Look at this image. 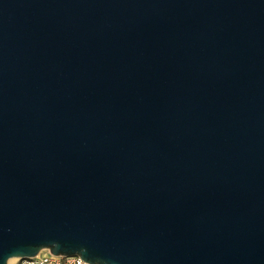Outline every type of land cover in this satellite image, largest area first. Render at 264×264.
Instances as JSON below:
<instances>
[{
  "label": "water",
  "instance_id": "water-1",
  "mask_svg": "<svg viewBox=\"0 0 264 264\" xmlns=\"http://www.w3.org/2000/svg\"><path fill=\"white\" fill-rule=\"evenodd\" d=\"M264 264V0H0V264Z\"/></svg>",
  "mask_w": 264,
  "mask_h": 264
},
{
  "label": "built area",
  "instance_id": "built-area-1",
  "mask_svg": "<svg viewBox=\"0 0 264 264\" xmlns=\"http://www.w3.org/2000/svg\"><path fill=\"white\" fill-rule=\"evenodd\" d=\"M16 264H88L78 256H53L47 250L32 258L18 259Z\"/></svg>",
  "mask_w": 264,
  "mask_h": 264
},
{
  "label": "bare ground",
  "instance_id": "bare-ground-1",
  "mask_svg": "<svg viewBox=\"0 0 264 264\" xmlns=\"http://www.w3.org/2000/svg\"><path fill=\"white\" fill-rule=\"evenodd\" d=\"M43 253H45V250L44 251H41L39 253V255H41ZM17 260H18L17 258H12V259L9 260L8 264H15L17 262Z\"/></svg>",
  "mask_w": 264,
  "mask_h": 264
},
{
  "label": "rangeland",
  "instance_id": "rangeland-1",
  "mask_svg": "<svg viewBox=\"0 0 264 264\" xmlns=\"http://www.w3.org/2000/svg\"><path fill=\"white\" fill-rule=\"evenodd\" d=\"M16 264V263H15Z\"/></svg>",
  "mask_w": 264,
  "mask_h": 264
}]
</instances>
